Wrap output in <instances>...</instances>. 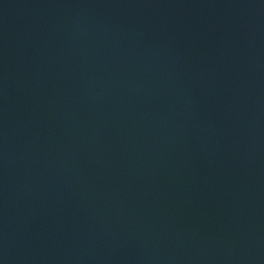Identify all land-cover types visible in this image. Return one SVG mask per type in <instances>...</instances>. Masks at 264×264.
<instances>
[{"label": "water", "instance_id": "obj_1", "mask_svg": "<svg viewBox=\"0 0 264 264\" xmlns=\"http://www.w3.org/2000/svg\"><path fill=\"white\" fill-rule=\"evenodd\" d=\"M0 264H264V0H0Z\"/></svg>", "mask_w": 264, "mask_h": 264}]
</instances>
